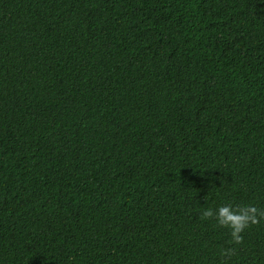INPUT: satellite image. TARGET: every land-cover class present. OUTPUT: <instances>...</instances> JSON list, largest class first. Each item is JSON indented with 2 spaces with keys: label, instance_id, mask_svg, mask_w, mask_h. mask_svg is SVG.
Returning a JSON list of instances; mask_svg holds the SVG:
<instances>
[{
  "label": "trees",
  "instance_id": "1",
  "mask_svg": "<svg viewBox=\"0 0 264 264\" xmlns=\"http://www.w3.org/2000/svg\"><path fill=\"white\" fill-rule=\"evenodd\" d=\"M224 202L264 210V0H0V264H220Z\"/></svg>",
  "mask_w": 264,
  "mask_h": 264
},
{
  "label": "clouds",
  "instance_id": "2",
  "mask_svg": "<svg viewBox=\"0 0 264 264\" xmlns=\"http://www.w3.org/2000/svg\"><path fill=\"white\" fill-rule=\"evenodd\" d=\"M200 216L203 219H212L216 226L228 230L229 246L217 250L218 256L222 258L220 264H227V261L235 255L236 246L242 244L245 230L264 220V210L259 209L255 204L224 202L214 209H203Z\"/></svg>",
  "mask_w": 264,
  "mask_h": 264
}]
</instances>
